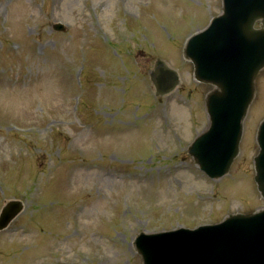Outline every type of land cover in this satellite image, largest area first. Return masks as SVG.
Listing matches in <instances>:
<instances>
[{
    "label": "rangeland",
    "instance_id": "374dc122",
    "mask_svg": "<svg viewBox=\"0 0 264 264\" xmlns=\"http://www.w3.org/2000/svg\"><path fill=\"white\" fill-rule=\"evenodd\" d=\"M120 1L0 0V212L14 197L25 205L0 231V264H87L96 254L106 258L98 264H141L133 243L142 231L264 207L253 167L264 71L240 154L220 180L162 130L150 81L158 55L171 61L182 78L163 99L174 122L191 126L190 138L207 127L203 100L212 87L194 80L184 49L221 0H128L136 15L120 11ZM101 20L112 35L100 33ZM57 21L67 30H54ZM179 161L192 172L178 170ZM124 170L144 174L114 176Z\"/></svg>",
    "mask_w": 264,
    "mask_h": 264
},
{
    "label": "water",
    "instance_id": "95a60500",
    "mask_svg": "<svg viewBox=\"0 0 264 264\" xmlns=\"http://www.w3.org/2000/svg\"><path fill=\"white\" fill-rule=\"evenodd\" d=\"M262 28L255 29L256 21ZM196 78L217 86L207 98L210 126L190 153L212 177L226 174L239 153L243 120L254 98L255 79L264 68V0H224L223 15L188 46ZM164 70L153 73L161 85ZM177 84L173 78L170 88ZM256 181L264 196V121L258 132ZM22 210L9 203L1 216L4 228ZM138 250L144 264H264V209L236 214L196 231L141 235Z\"/></svg>",
    "mask_w": 264,
    "mask_h": 264
},
{
    "label": "bare ground",
    "instance_id": "6f19581e",
    "mask_svg": "<svg viewBox=\"0 0 264 264\" xmlns=\"http://www.w3.org/2000/svg\"><path fill=\"white\" fill-rule=\"evenodd\" d=\"M106 5V4H105ZM106 7H107V5H106ZM93 206L92 205H90V208H92Z\"/></svg>",
    "mask_w": 264,
    "mask_h": 264
}]
</instances>
